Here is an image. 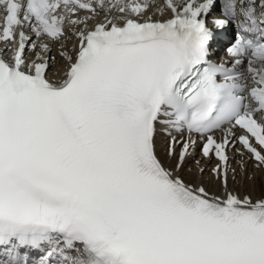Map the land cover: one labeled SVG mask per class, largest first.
<instances>
[{
    "label": "snow or ice",
    "instance_id": "1",
    "mask_svg": "<svg viewBox=\"0 0 264 264\" xmlns=\"http://www.w3.org/2000/svg\"><path fill=\"white\" fill-rule=\"evenodd\" d=\"M0 45V264H264V0H0Z\"/></svg>",
    "mask_w": 264,
    "mask_h": 264
},
{
    "label": "bare ground",
    "instance_id": "2",
    "mask_svg": "<svg viewBox=\"0 0 264 264\" xmlns=\"http://www.w3.org/2000/svg\"><path fill=\"white\" fill-rule=\"evenodd\" d=\"M188 165H191V162L188 163ZM246 170L248 172L243 176L239 178V181L241 182V187L243 191L248 192L252 197L261 196L264 194V178L263 176L257 171H252L249 167V164H246ZM252 172L254 174V177L250 180L249 174ZM186 177L193 178L190 172L184 173ZM242 178V179H241ZM240 187L238 188V190Z\"/></svg>",
    "mask_w": 264,
    "mask_h": 264
}]
</instances>
